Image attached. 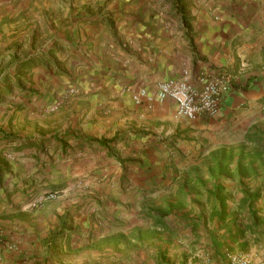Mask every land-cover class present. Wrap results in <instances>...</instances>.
Wrapping results in <instances>:
<instances>
[{
  "label": "crops",
  "instance_id": "1",
  "mask_svg": "<svg viewBox=\"0 0 264 264\" xmlns=\"http://www.w3.org/2000/svg\"><path fill=\"white\" fill-rule=\"evenodd\" d=\"M47 1L0 0V264H264V0ZM184 71L218 115L135 103Z\"/></svg>",
  "mask_w": 264,
  "mask_h": 264
},
{
  "label": "built area",
  "instance_id": "2",
  "mask_svg": "<svg viewBox=\"0 0 264 264\" xmlns=\"http://www.w3.org/2000/svg\"><path fill=\"white\" fill-rule=\"evenodd\" d=\"M182 75L180 81H166L157 84L152 92L142 89L134 97L135 103L140 104L145 101L152 104L169 99L176 105V116L189 121H194L202 115L206 117L218 115L223 98L230 91L228 78L225 75L210 77L201 74L195 83H192L188 72L184 71ZM56 110L57 106L51 109L52 112ZM60 195L61 192L41 193L30 199L25 208L29 210L38 208L47 201L58 199ZM2 245L12 249V245L0 240V246ZM231 258V264H245L236 257Z\"/></svg>",
  "mask_w": 264,
  "mask_h": 264
},
{
  "label": "rangeland",
  "instance_id": "3",
  "mask_svg": "<svg viewBox=\"0 0 264 264\" xmlns=\"http://www.w3.org/2000/svg\"><path fill=\"white\" fill-rule=\"evenodd\" d=\"M48 1H50V0H48ZM47 1V2H48ZM60 1H62V0H60ZM59 1V2H60ZM55 3H58V2H55ZM60 5V3H58V6ZM59 103H58V101L57 102H55V104L54 105H52L51 107H50V109H49V112H52L51 111V109L53 108V107H56L57 105H58ZM58 107V106H57ZM53 112H55V111H53ZM142 161V160H141ZM173 161V160H172ZM176 163H171L170 164V167L171 168H173V169H175L176 171H179V169H180V167H181V159H176ZM142 163V162H141ZM208 165V166H207ZM167 168L169 167L168 165L166 166ZM206 167H208V168H210L211 169V164L210 163H207L206 164ZM225 170V169H224ZM226 171V170H225ZM162 174H163V172H162ZM210 174V173H209ZM213 176V175H212ZM223 180H226V178L224 177V179ZM79 187V186H78ZM78 187L77 188H75V186L72 188V190H70V191H67V194L66 195H72L73 193H79V192H84L83 190H76V189H78ZM190 193H192L194 196H196L195 194H196V190H190L189 191ZM240 190H236V189H234V188H232V198H234V202H235V200L236 199H238L239 197H240ZM197 194H198V192H197ZM65 195V194H64ZM192 195V196H193ZM63 195H60V197H62ZM44 205V204H43ZM41 207V206H40ZM175 207H177V206H175ZM234 206H232V208H233ZM39 208V207H38ZM35 209H37V208H35ZM241 213H244V212H241ZM176 217V216H175ZM255 247V246H254ZM243 249V248H242ZM239 250V251H231V250H228V249H225V250H227V252L225 253V254H222L223 255V257H224V262H223V264H231V257H236L237 259H239V260H241L242 262H245V264L246 263H248V264H252V257H250L249 255H247L246 254V252L245 251H243V250ZM247 249V248H246ZM228 256H229V258H228ZM206 264H213V262H212V260L210 259V257H208L207 258V260H206Z\"/></svg>",
  "mask_w": 264,
  "mask_h": 264
},
{
  "label": "trees",
  "instance_id": "4",
  "mask_svg": "<svg viewBox=\"0 0 264 264\" xmlns=\"http://www.w3.org/2000/svg\"><path fill=\"white\" fill-rule=\"evenodd\" d=\"M221 158V159H220ZM220 158H212L211 161H219V163L223 162V161H226L225 157H224V154H222L220 156ZM237 157L233 156L232 155V164H234V162L236 161V166H235V170L236 172L238 173L239 176L241 177H247V176H255L256 177V173L254 172V165L255 163L258 161V157L256 156H253L250 158V161L248 162V164L246 165V167H244V165L242 164V162L244 161V157L243 155H240L237 159ZM228 161H231V157H229ZM217 167H220V165L218 164ZM245 168H248V173L246 174V171H245ZM225 170L223 169L222 172H224ZM238 233L240 234L241 232L238 231Z\"/></svg>",
  "mask_w": 264,
  "mask_h": 264
}]
</instances>
